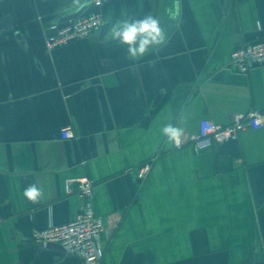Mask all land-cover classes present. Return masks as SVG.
<instances>
[{
	"label": "crops",
	"instance_id": "0c3cea01",
	"mask_svg": "<svg viewBox=\"0 0 264 264\" xmlns=\"http://www.w3.org/2000/svg\"><path fill=\"white\" fill-rule=\"evenodd\" d=\"M69 2L0 0V264H86L33 239L79 214L64 181L78 176L94 181L105 220L101 264H264V127L205 150L161 134L167 123L189 134L203 118L264 117V64L227 68L234 48L264 40V0H108L103 27L49 50ZM149 13L168 41L132 60L108 29ZM33 184L36 202L23 195Z\"/></svg>",
	"mask_w": 264,
	"mask_h": 264
},
{
	"label": "built area",
	"instance_id": "2783aa9c",
	"mask_svg": "<svg viewBox=\"0 0 264 264\" xmlns=\"http://www.w3.org/2000/svg\"><path fill=\"white\" fill-rule=\"evenodd\" d=\"M106 1L108 0H101L99 5L92 3L94 9L74 21L52 22L45 35L46 47L54 50L98 31L104 20L100 9ZM263 64L264 40L256 39L234 48L229 54L227 68L244 74ZM248 127L253 129L264 127V117L260 110L236 113L228 123H218L210 118H203L200 120L198 130L194 133H184L181 144L175 148L181 149L191 145L193 149L205 150L214 143L239 138L240 133ZM61 137L64 139L73 137L72 128L63 127ZM150 168L151 164L145 163L138 171L137 177L143 179ZM64 181L67 193L76 192L83 199L82 209L69 222L62 224L52 222L45 228L35 230L33 239L41 248L48 247L50 243H58L69 254L83 258L86 264H101L104 253L101 238L105 220L96 213L93 206L94 181L88 176L70 177ZM261 248L264 252V238L261 240Z\"/></svg>",
	"mask_w": 264,
	"mask_h": 264
},
{
	"label": "clouds",
	"instance_id": "9594fccd",
	"mask_svg": "<svg viewBox=\"0 0 264 264\" xmlns=\"http://www.w3.org/2000/svg\"><path fill=\"white\" fill-rule=\"evenodd\" d=\"M92 3L99 5L101 0H70L67 10L77 11L90 7ZM108 40L125 46L128 57L137 60L165 46L168 35L162 27L161 18L149 13L133 20L126 18L117 20L108 29ZM161 134L168 144L178 147L181 144L184 129L173 123H167L161 128ZM23 195L28 200L36 202L42 193L40 188L33 184L24 190Z\"/></svg>",
	"mask_w": 264,
	"mask_h": 264
},
{
	"label": "water",
	"instance_id": "95a60500",
	"mask_svg": "<svg viewBox=\"0 0 264 264\" xmlns=\"http://www.w3.org/2000/svg\"><path fill=\"white\" fill-rule=\"evenodd\" d=\"M86 8H82V9H79L77 11H72L71 13H69L67 15V19L71 22V21H74L77 17H79L83 11L85 10ZM4 23H1L0 24V27H2ZM103 27V26H102ZM141 180V179H140ZM139 180V181H140ZM49 246H56V247H59V248H63V246L61 244H58V243H50Z\"/></svg>",
	"mask_w": 264,
	"mask_h": 264
}]
</instances>
